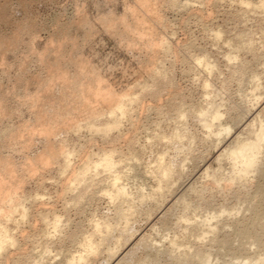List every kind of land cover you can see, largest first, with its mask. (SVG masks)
<instances>
[{
	"label": "bare ground",
	"instance_id": "6f19581e",
	"mask_svg": "<svg viewBox=\"0 0 264 264\" xmlns=\"http://www.w3.org/2000/svg\"><path fill=\"white\" fill-rule=\"evenodd\" d=\"M158 1H154L156 4H151L149 0H137V2L135 0L136 6L134 7L133 5L131 7L132 12L130 11L132 18L136 19L134 26L132 21L129 22L132 25L126 21L128 20L126 19L127 17H124L126 15L123 16L122 20L118 19L120 20L119 22H122L121 25H124L125 30L128 31L121 30V32H126V34L129 33V30L131 33L136 32L141 38L147 40L144 48L148 47L147 51L148 49L151 50V53L150 50L148 52L150 53L151 65L149 64L150 67L147 66L148 71L145 69L149 74L148 76H150V82H140L141 84L138 85L141 86L142 92L150 94L154 99L160 97L164 90L169 88V92L176 97L169 101L170 110H166L164 105L157 103V100L154 104L152 103L148 106L146 114L151 112L150 114L152 115L153 113L157 121L155 122V129H153L152 133L146 135V141L142 146L139 139H137L139 112L136 110L143 99L141 94L138 95L131 89L117 93L114 89L110 90L111 87L107 88L101 78L95 79L96 84H92L90 80L92 87L88 88L91 86L89 85L86 91L82 90L81 86L83 85L80 86L81 90L68 85L71 82L67 83L68 86H66L63 83L68 79L67 72L63 70L65 67H62V70L58 67L60 71L59 73L56 72L57 74L55 75L63 79L62 82L60 81L63 83L62 87L60 85V97H68V99L72 100L75 98L77 101L79 99L80 104H82L80 107L84 106L85 108H83L87 109V112H84L86 117L83 119L71 120V118H68L69 114H66L68 117L65 115L66 121H63L64 123L59 121L60 117L56 123L64 124L68 130H71L72 133L74 131L77 135H79V131L85 128L94 136L100 137L105 147H101L97 153H87L86 158L83 160H77L76 158L78 153H81V150L75 146H69L65 142H56L59 138L52 139L56 132L52 125V123L54 124L52 122L53 118L46 119V117H43L42 119L43 115L41 116L40 109L45 107L41 103L44 108L38 107L40 113L38 115L35 113L37 119L40 117L38 120L42 122L41 129H38V131L33 129L38 134L40 132L38 136L34 131L37 139L42 135L41 141H43L44 145L41 147H44V149L38 152L39 154L37 153L36 159L34 158L35 161L32 162L29 159L32 163L28 159L25 160L28 161L27 163L23 161L25 164L22 163V166L24 164L26 168L23 166L24 174L19 176L22 179H18L19 173L16 175L18 172L17 167H19L17 163H15L17 166H15L9 157L0 156V264H264V120L259 119L258 121L255 119L253 123L251 122L252 124L249 123L247 130L250 133L245 138L241 137L244 132L240 131L230 141L231 143H224L228 137L236 133L235 129L239 127L242 115L237 113L234 106L224 108V101L220 100L223 88L216 90L212 83L213 79L212 81L208 78L204 79L201 83L202 100L200 104H196L192 100H187L185 95L176 88L173 77L169 75V69L165 66L166 62L164 63L167 57H177V59H181V63L188 66L189 74L195 73L197 69H200L206 73L207 77H214L220 73L219 62L211 59L210 54L212 53L207 48L198 46L194 41H187L184 44L181 43V45L178 43L174 44L175 42L172 41L174 38L171 40L168 33L164 34V32L155 30L152 24L158 29L161 26V29L165 31L170 26V24L164 22V14L158 10L160 6L157 5L159 4L157 3ZM226 1L167 0V3L172 7V10L174 8L178 12L182 11L190 16L189 19L182 20L183 24L181 23V25L185 26V28L190 23L189 20L191 21L192 19L197 21L196 23H201L203 35L220 50L219 54L224 59V67L227 68L229 78L242 82L247 70L252 69L251 57L254 59L261 58L260 47L255 41L256 31L259 28L255 29V27L262 25L264 22V0H234L230 5L232 7L229 8L230 12L226 14L227 17L225 16L226 20H233L236 24V26L231 25L234 29L233 33L228 31L232 27L228 28L224 24L215 25L212 24L215 23L214 21L210 22L211 16L214 14L212 10L215 9H209L208 6L218 8L220 4ZM6 6L3 8L6 9ZM4 11L0 12V21L2 22L3 20V23L7 20V16H4L6 11ZM127 11L129 13V9ZM130 18L129 20H133ZM207 19L211 24L207 23ZM249 21L253 23L250 28H248ZM148 22L149 24L152 23L146 27ZM224 22L227 24L225 20ZM232 23L230 21V24ZM70 25L72 24L70 23ZM57 29L59 34L65 31L63 26H61V31L59 28ZM133 35L132 38L134 39L135 36ZM170 35L173 36L174 33L172 32ZM141 38L137 37L138 41ZM7 41L8 39H6ZM4 42L0 40V47H2ZM5 46L7 45L5 44ZM221 61L223 62L222 59ZM260 61L258 60L257 62ZM60 62L58 61L57 65ZM78 64L80 63L78 62ZM262 65L264 66V63ZM80 66L82 67L81 64ZM85 67L83 66L82 70L78 69V67L76 68L81 73ZM21 70L24 71V69ZM46 71L48 72V70ZM79 72L77 73L78 76ZM262 73L257 69L252 70V96L256 102L264 100V77ZM81 74L84 75L85 73ZM52 75L54 76V73ZM38 79L40 78L38 77ZM37 80L35 81L37 82ZM77 80L79 79L77 78ZM77 80H75V83ZM223 82L226 84L225 80ZM48 83L50 82H47L46 86ZM226 85L223 87L226 88ZM47 95H50V93ZM40 97L41 95L37 99L39 98L40 100ZM177 98L179 99L178 102L176 101ZM218 98L220 102H218ZM3 101H0V115L7 116L6 114L8 113L10 115L11 109H8V105ZM59 101H55L56 104ZM61 105L63 106V104ZM56 109L59 110L60 107L57 105ZM84 109L82 110L84 111ZM33 110L37 109L33 108ZM33 110L31 111L33 112ZM61 110L62 113H67L63 111V107ZM57 112L60 113L59 111ZM53 116L54 114L51 115V117ZM3 117L1 116V118ZM64 119L62 118L61 120ZM189 119L200 127L202 131L201 138L197 134L191 133L187 125ZM167 121L171 122V132L166 131V128L161 126L162 123L164 124ZM257 122L259 123L257 124ZM126 123L130 125V130L126 129V131L133 132V134L130 132L131 136L128 137H126L124 129ZM65 127L64 132H66ZM5 131V139L3 138L5 143H11V140L14 141L16 139L15 133L13 135L10 130ZM0 132L2 133L3 130ZM19 132L21 131H18V134ZM59 133L60 130L58 131ZM33 135L30 137L34 138L32 137ZM120 138L127 143L126 147L124 145L125 148L117 145ZM18 139H16V142H18ZM197 139H199V142H197ZM28 141H30V138ZM1 144L4 143L2 142ZM29 144L33 143L30 142ZM197 144L205 145V148L194 156ZM5 147L9 148L10 144L9 147ZM166 148L174 149L175 154H179L180 158L176 157L175 154V157L170 156ZM149 149H158V154L153 161L154 165L141 167L140 165L144 164L143 156L146 150ZM212 154H214L217 169L212 170L211 165L204 167L201 176L208 178L209 181L203 183L200 187L190 189L191 192L201 198L202 202H191L183 193L175 197V199L173 198L174 200L169 203L168 199L174 194L175 186L182 182L186 166L191 163L197 164L199 159L205 166V161ZM225 161L230 164L228 172L225 168ZM34 162L44 167L43 169L47 168V170L50 167H54L52 166L53 163L58 164L57 171H59L60 176L58 183H60L61 188L57 197L63 201L62 211H58L54 206L45 208V193L24 190L25 186L23 185L25 181H28V178L26 180L27 174L33 173L38 169ZM1 169H3L2 172ZM32 173L30 174L32 176H29L33 178L36 173ZM6 175H9L10 183L6 181ZM132 179L133 182H130ZM145 179L152 181L149 189L145 187ZM235 187L237 188L235 189ZM230 194L236 195L237 201L233 206H228L225 203ZM216 195H223L224 201L218 208H215L213 203V198ZM91 199L107 200L111 207L104 213H99L97 209L94 210L91 215L86 217L89 222L88 225L85 224L84 226L82 222H79L75 229H71V211L79 213L83 205L87 204ZM175 205H182L183 209L182 214L177 215L172 221L169 217L172 215L170 213H173ZM164 206H166L165 211L156 218L155 223L151 222L153 216L155 214L158 215L157 210ZM192 207L200 208L201 213L190 216L188 211ZM241 213L243 214V219H237L233 224H229L230 221H227V224L223 222L225 219L234 220ZM141 218L146 223L151 222L149 225L153 231L159 233V230H166L168 233L157 239L153 234L141 232L138 227ZM226 225L232 230H227L225 228ZM178 229H182V232L177 235L175 232ZM189 239L192 240L190 241ZM67 242L74 244L76 249L72 250V248L68 247Z\"/></svg>",
	"mask_w": 264,
	"mask_h": 264
},
{
	"label": "rangeland",
	"instance_id": "374dc122",
	"mask_svg": "<svg viewBox=\"0 0 264 264\" xmlns=\"http://www.w3.org/2000/svg\"><path fill=\"white\" fill-rule=\"evenodd\" d=\"M5 1H6V3L4 4ZM24 1L22 2V0H20V1L19 0H12V1L11 0H4V1L0 0V12L5 10L6 12L4 11L5 12L4 16H7V20L4 22L5 24L3 23V20H2V22L0 21V32H1L0 33V38H1L0 40H3V42L5 41L4 44L2 43L3 44L2 47H0V63L2 62L0 64V98H4V99H0V101L4 100L3 102L6 103V105H8L7 106L8 109L9 108L11 109V114H10L11 116L9 115V113L6 114L10 118L5 116V115H2V114L0 115V119H2V120H0V125H1L0 129L3 130V132H2L3 134L0 132V134H1L0 141H1V143L2 142L4 143V144L0 143L1 144L0 151L2 149V151L0 152V156L2 155V157L3 156L9 157L15 166H17V165L19 166V167H17L18 172L16 173V175L19 173L18 179H22V178H19V176L24 174L23 173L24 172L23 166H24V168H26L25 167L26 165H24L25 164L24 162H26V163L28 162L25 160L30 159L32 162L35 161L34 158L37 157L36 156L37 153L41 152L44 149V147H41L44 145L42 143L43 141H41L42 135L40 138L38 137L39 139H37L35 136V133H37V135L39 136L40 132L38 134L37 131H38V129L39 130L41 129L40 126L42 124V122H40V120H38L40 117H38V119H37V115H38V113H40V111L38 110L39 108H44V107L46 108V109L45 108L40 109L41 110V116L43 115L42 119H43V117L44 118L46 117V119H52L53 118L52 122H54V124L52 123V125H53L54 130L56 132L53 135L54 137L52 139L54 140V139L59 138L58 140H56V142H65L67 145L75 146V147H77V149L81 150V153H78V157L76 158L77 160H80V159L83 160L86 158L87 153H90V152L97 153L101 149V147H105V146H103V145H105L103 140L100 137L94 136L93 134H91L89 132V130L83 128L84 130L82 129V131H79V133H78L79 135H77L76 133H74V131L72 133L71 130H68L64 126V124H62V123H64L63 121H66V116H67L66 114H69L68 115L69 117L68 116L67 117L71 118V120H80V119H83L84 117H86L85 113L87 112L86 111L87 109H84L85 108L84 106H83L84 108L80 107L82 104H80L79 99L77 101V99L75 100V98L72 100V99H68V97H66V98L60 97V95H59L60 94L59 93L60 85L62 87L63 83H65L66 86L70 85V86H73L77 89L80 88L81 85H83V86H81V88H82V90L86 91V90H88V88L92 87V84H94V83L96 84L95 79L101 78L105 81V82L103 81V83L106 84L105 86L107 88L111 87L110 90L114 89V91H116L117 93H122L128 89H131L136 94H138V95L141 94L143 99L141 100V104H139L138 107L136 108V110L139 112V121L137 122L139 130H138V134H137V136H138L137 139H139L141 145L143 146L145 141H146V138H145L146 135L149 133H152L153 129H155V122L157 121L156 116L153 113H152V115L150 114L151 112L146 114L148 112V110H147L148 106L151 105L152 103L154 104V102L157 100V103L164 105L166 110H170L169 101L172 98H176V97H174L173 94H171L169 92L170 89L167 88L166 90H164V92L162 93V95L160 97H158L157 99H154L150 94H148L146 92H142L141 86H139L141 83L148 82V81L150 82V76H148L149 74L147 72L148 71L147 68L150 67V65H151L150 64L151 63V61H150L151 60V58H150L151 50L148 49V51H147L148 47L144 48L145 45L147 44L146 39L144 40V38H141L138 34H136V32L131 33L130 30H129V33H128L129 36H128V34H126V32H128V31L125 30V27H123L124 25L123 26L121 25L122 22H119L120 20H122V18L127 17L126 19H128V20H126V21H128V23L132 21L133 26L136 24V19L132 18V16H131L132 15V13H131L132 8L131 7H133V5H134V7L136 6L135 4H136L137 0H136V2H135V0H24ZM149 1H150L149 3L152 4L156 0H153V1L149 0ZM162 1L163 0H161V2H160V0H159L157 2L159 4H157V5L161 6L164 4V2H166L164 4L165 7H163L164 5L161 6L163 8H161L160 6L159 7L156 6V7H158V10H160L159 11L160 13L164 14L165 17L162 15L164 18V22L165 23L167 22V24H170V26L171 25L172 26H171V28H170V26H168L169 29L167 28L168 30L166 29V31H167L166 32L165 30L161 29L162 28L161 26L158 29L155 27L154 24H152L153 27L155 28V30L157 29L158 32H164V34L168 33L171 40L174 38L172 40L173 42H175L174 44L178 43L179 45H181V43L184 44L187 41H194L198 46L207 48L212 53V54H210L211 59L217 60L219 62L220 69H221L220 73L214 77H212V76L207 77L206 73H204L200 69L196 70V72H195L196 74L195 73L189 74L188 68H187L188 66L181 63V61H180L181 59L179 60V59H177V57L176 58L175 57H167V58H165L164 63L166 62L165 66L169 69V75L173 77V80L176 84V88H178L179 91H181L185 95V98L187 100H192L194 103L200 104L201 100H202V94H203L202 90H201V83L206 78L210 79L211 81L213 79L212 83L214 85V89L221 90L223 88V91H222L223 94H222V96H221L222 98H220V100L224 101L223 102V104H225L224 108H230L231 106H234L236 108L237 113H240L242 115L241 123H240L239 127H237L235 129L236 133H234L231 137H228V139H226L224 143H227V144L231 143L230 141H232L236 137L237 133L240 131L244 132V134H242L241 137L245 138L250 133L247 130V128H248L247 125L249 123H251V122L253 123V121L255 119H257L258 121H259V119L264 120V100L256 102V101H254V99H253L254 97L252 96V88H253L252 87L253 86L252 70L257 69V70H259V72H261V73L263 72L262 76L264 77V71H263L264 66L262 65L264 63V22L262 25L258 24L259 26L255 27V29L259 28L256 31L257 35L255 37V41L257 42V45H259V47H260L259 52L261 54V58L259 57V59H254L253 57H251L250 60L252 61L251 62L252 63L251 64L252 69L247 70L246 75L242 79V82H238L237 79L229 78L230 76L227 73V70H226L227 68L224 67L225 66L224 59H223L222 55L219 54L220 50H218L214 46V43L212 41H210L207 37H205V35H203L204 33H203V29L201 28L202 26L200 25L201 23H196L197 21H195L194 19L191 18L192 20L191 21L189 20L190 23L185 28V26L181 25V23L183 22L182 20L183 19L184 20L189 19L190 16H188L187 13L182 12V11H180L181 12L180 13V12H178L177 9H174V8L172 10V7L167 3V0H164L163 2ZM182 1H185V0H182ZM233 2H234V0H227L226 2H223L222 4H220L218 8L217 7L213 8L212 6H208L209 9H215V10H212L214 12V14H212V16H211L212 19H210L211 17L209 18L210 22L212 23V21H214L215 23H212V24H215V25H221V24L223 25L224 24L228 28L232 27V26H236V24H235V22H233V20H226V17H227L226 14L228 12H230L229 8H232V7H230V5ZM154 4H156V3H154ZM195 5L197 6V4H195ZM4 6H6V9H8V10L3 8ZM198 6H199V4H198ZM16 7H17V9H16ZM10 8H12V10H10ZM128 9H129V13L127 11ZM127 13H128V16H127ZM124 15H126V16H124ZM130 17L133 20H129ZM118 18H120V20ZM104 19L106 22L104 21ZM113 19L116 21H114ZM166 19L169 21V23ZM224 20L226 21L227 24H225ZM78 21H81V22H78ZM207 21H208L207 23L211 24L208 19H207ZM227 21L229 22V24ZM230 21H231V23L232 22L233 23L230 24ZM8 23H10V24H8ZM70 23L72 25H70ZM111 23H112V26H111ZM151 23L150 24H149V22L146 23V27L148 25H151ZM104 24L105 25L107 24L106 27ZM129 24H131V23H129ZM252 24H253L252 21H249L248 22V28H250ZM56 25H57V27H56ZM60 25L63 26V30H65V31H63L62 34L60 33L61 35L57 31L58 30L57 28H59L60 31L62 30ZM113 25L114 26L116 25L115 26L116 28ZM67 26H68V28H67ZM85 26H87V27H85ZM22 27H24V28H22ZM105 29H106V31H105ZM108 29L111 33L109 31H108L109 33L107 32ZM111 29H113V30L111 31ZM117 29L120 31H118ZM231 29H228L229 33H233L232 32V31H234L233 27ZM121 30L122 31L125 30L126 32L125 33L121 32ZM171 30H173L172 32L174 33V35H173L174 37L172 35H170V34H172ZM64 32H65V34H64ZM133 33H134V35H133ZM57 35H59V36H57ZM132 35L135 36L134 39L132 38ZM136 35H138L137 37L141 38V40L138 41ZM13 38H15V39H13ZM146 38H148V37H146ZM6 39H8L7 42H6ZM17 39H18V41H17ZM135 39H137V40H135ZM144 41H145V44H144ZM12 42H14V43H12ZM133 43H134V46H133ZM5 44L7 46H5ZM0 46H1V44H0ZM149 50H150V53H148ZM145 51H147V52H145ZM146 53H147V55H145ZM42 54H43V57L45 59V60L43 59L44 61L42 60V58H43ZM44 54H45V56H44ZM40 55H41V58H40ZM248 57H250V56H248ZM55 59H58V60H55ZM61 59H63V60H61ZM221 59L223 60V62L221 61ZM258 60H261V61L257 62ZM58 61H61L59 63V65H57ZM73 61H75V62H73ZM78 62L82 65V67L86 66L85 68H83V71L81 72V73H85L84 74L85 76L79 72L78 69L81 66H80V64H78ZM47 63H49L51 65H49ZM41 64H43V65H41ZM64 65H66V66H64ZM46 66H47V68H46ZM75 66L78 67V69ZM58 67L60 69L62 67L63 68L65 67L64 69L63 68L62 69L67 72V75H68L67 80H69L68 82L66 80L65 82L61 83L63 79H60L57 77V75H55V74L59 73V71H60V69ZM21 69H24V71ZM52 69H54V70H52ZM27 70H28V72L26 73ZM46 70H48V72ZM84 70H85V72H84ZM87 71H89V72H87ZM68 72H69V74H68ZM78 72H79L80 77L77 74ZM52 73H54V76L52 75ZM19 76H21V77H19ZM22 76H23V78H22ZM51 76H52V78H50ZM95 76H99V77H95ZM38 77L40 79L37 80ZM147 77H149V78L147 79ZM30 78L32 80H34L33 81L34 83L32 82V80ZM57 78H58V80H57ZM77 78L79 80H77ZM21 79H24V80H21ZM27 80H28V82H27ZM35 80H37V82ZM75 80H77L76 83H75ZM224 80L226 81L227 85L223 82ZM22 81H24L25 83ZM42 81H44V82H42ZM41 82H42V84H41ZM47 82H50V83H48L46 86ZM69 82H71L72 85ZM82 82H83V84H82ZM90 82L92 84H90ZM67 83H69V84L67 85ZM26 84H27V86L25 87ZM38 84L40 85V87ZM89 85H91V86H89ZM224 85H226V88L223 87ZM23 87L27 90H25ZM81 88L79 90H81ZM46 89H47V91H46ZM24 92H26V93H24ZM44 92H45V94H44ZM48 92L50 93V95H47V94H49ZM35 94H36V96H35ZM15 95H16V97H15ZM37 95L38 96L41 95L40 100H39V98L37 99V97H38ZM34 98H36V99H34ZM42 98H44V99H42ZM28 100H29V102H28ZM58 100H60V101H59V103L56 104V102H58ZM220 100L218 98V102H220ZM50 101L52 102L51 104H50ZM68 101H69V103H68ZM176 101L178 102L179 99L177 98ZM33 103H35V104H33ZM41 103L44 107L41 106ZM61 104H63V106ZM57 105H58V107H60L59 110L56 109ZM31 107H32V109H31ZM62 107H63V111H65L67 113H62V110H61ZM33 108L37 109V110H33ZM64 108H66V109H64ZM82 109H84V111ZM31 110H33V112ZM56 110L59 112L61 110V112L58 113ZM82 112L83 113L85 112V113L83 114ZM52 113L54 114L53 117H51V115H53ZM57 113H58V115H57ZM44 114H45V116H44ZM56 115H57V117H55ZM59 115H61V116H59ZM148 115H150V116L148 117ZM1 116L2 117L4 116V117L1 118ZM59 117H60V120L58 119ZM61 117L63 119L65 118V119L61 120L62 119ZM36 119L40 122V124ZM54 119H56V120H54ZM57 119L59 121H62V123L59 122L60 124L58 123L59 124L58 125L56 123L58 121ZM2 121H3V123H2ZM170 123L171 122L167 121L164 124L162 123L161 126L166 128V131L171 132L172 125H170ZM258 123L259 122H257V124ZM127 124L128 123L125 124L127 127L124 126L126 137L131 136V133L133 134L132 131H128V130L126 131V129L130 130V125L129 124L127 125ZM54 125H56V126H54ZM61 125H63V126H61ZM65 125H66V123H65ZM187 125L190 128L191 133H193V134L195 133L198 136H200V138H201L202 131L197 124H195L191 119H189L187 122ZM29 127H30V129H29ZM64 127L66 129L65 130L66 132H64ZM33 128L37 131H35ZM4 129L7 131L10 130V132L12 134L15 133L16 139L19 138L17 140L18 142H16V139H14V141L16 143L12 140H11V143L10 142L5 143L3 141L5 139L4 133L6 132ZM18 129H21V130H18ZM2 130H0V131H2ZM59 130H60V133L58 134ZM18 131H21V132H19V134H18ZM34 131H35V133H34ZM29 132H31V133H29ZM15 134H13V135H15ZM31 135H33L32 137H34V138H31L30 137ZM22 137H25V138H22ZM27 138L28 139L30 138V141H28ZM200 141H201V139H200ZM25 142H26V144H25ZM28 142L29 143L31 142L33 144L30 145ZM197 142H199V139H197ZM27 143L29 144V146ZM5 144H8V145H5ZM9 144H10L11 148L9 147ZM23 144H24V146H23ZM126 144L127 143L124 141V139H121V138L117 142V145L123 146V148L126 147ZM124 145H125V147H124ZM2 146H4V147L7 146L9 148L5 147V150L3 151L4 147H2ZM204 148H205V145L197 144V147L194 151V156L197 155L200 151H203ZM166 150L169 152L170 156L172 155L175 157L176 154H175L174 149L166 148ZM157 151H158V149L146 150V153L143 156V163L144 164H142L140 166L144 167L145 165L146 166L147 165H154L153 161L156 158L155 156L158 154ZM215 153H216V151H215ZM214 154H212L211 156H208L207 160L205 161L206 162L205 166H203L204 164H203V162H201L200 159H199L197 164L191 163V164L186 166L182 182L179 185L175 186V188L173 190L174 194L171 196L170 199H168L169 203L171 201H173L175 199V197H177L183 193H185V195L187 196V198L191 202H194V203L202 202L201 198L198 197L197 194L191 192L190 189L191 188L194 189V187H196V188L200 187L203 185V183L209 181L208 178H203L204 176H201L202 175L201 173H202V170L204 167H207L210 165L212 166V170L217 169L216 163L214 161ZM25 156H26V158H25ZM179 156H180L179 154L176 155V157L180 158ZM30 160H29V162H31ZM77 162H75V163H77ZM15 163H17V165ZM22 163H24L23 166H22ZM34 164L36 167L38 166L37 168L39 169V172H38V169H36L37 172L35 170L33 173L30 172L29 174H27V176L25 175L26 180L28 178V181H25V183L23 185V186H25V189L24 188L23 189L25 191H30V192L39 191L40 193H45L44 194L45 195L44 201H46V203H44L45 208L49 207V206H54V208L57 209L58 211H62L63 201H61L57 197L58 194L60 193V188H61L60 183H58V181L60 180V176L58 173L59 171H57L58 170V164L57 163H53V165L51 164L54 167L53 168L48 167L49 168L48 170H47V168L43 169L44 167H42L39 164H36L35 162H34ZM224 164H225V168L228 172L229 168H230V164L227 161H225ZM19 168H21V169H19ZM2 170L3 169H1V172H2ZM31 173L32 174L36 173L37 175L36 174L33 175V178H32V177H30V176H32V175H30ZM6 181H8L10 183L9 175H6ZM131 181L133 182V179L130 180V182ZM53 182H55V183H53ZM144 183H145V187L147 189H149V187L152 185V181L150 179H145ZM39 184L41 185V187ZM39 188H40V190H39ZM236 188L237 187H235V189ZM222 196L223 195H216L213 198V200H214L213 203H214L215 208H218L224 202ZM236 201H237L236 195L230 194L225 203L228 206H233ZM181 206L180 205L174 206L175 208L173 210V213L172 212L170 213V215L172 214L169 217L170 220L173 221L177 217V215L182 214L183 208ZM110 207L111 206L109 205V203H107V200H93V199H91L90 201H88L87 204L83 205V207L81 208L79 213H76L75 211H71V214H70V219L72 220V224H70L71 229H75L76 228L75 226L79 222H82V224L84 226H85V224L88 225L89 222L87 221L86 217L91 215V213L94 210L97 209V210H99V213H104L105 211L110 209ZM165 207L166 206L162 207L161 209L159 208L157 210L158 215L155 214L153 216L151 222H153V223L156 222V218L158 216H160L165 211ZM188 213L190 214V216H194L197 213L200 214L201 210H200V208L192 207L191 209H189ZM242 215L243 214L241 213L236 217V219L235 218H234V220L225 219V220H223V222H225V224H227V221H230L229 224H233L234 222H236L235 220L243 219ZM150 223H146L145 220H143V218H141L140 222H139V226H138L139 229H141V232H144V233L147 232V233L153 234V236L156 237L157 239L161 238L163 236V234L168 233L166 230L165 231L159 230V233L157 231H153L150 228V225H149ZM225 228L229 231L232 230L227 225L225 226ZM181 232H182V229H178L175 233L178 235V234H181ZM170 233H173V232H170ZM192 239H189V240L191 241ZM67 246L72 248V250L76 249L75 248L76 246L74 244H71L68 242H67Z\"/></svg>",
	"mask_w": 264,
	"mask_h": 264
}]
</instances>
